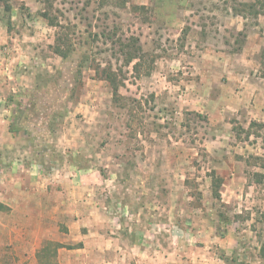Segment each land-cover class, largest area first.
Masks as SVG:
<instances>
[{
	"label": "rangeland",
	"instance_id": "rangeland-1",
	"mask_svg": "<svg viewBox=\"0 0 264 264\" xmlns=\"http://www.w3.org/2000/svg\"><path fill=\"white\" fill-rule=\"evenodd\" d=\"M263 12L264 0H0V264H110L109 247L62 255L84 247L79 232L32 237L34 214L14 210L64 201L97 204L106 226L121 204L160 207L206 239L214 223L236 230L227 251L207 239L228 264H247L251 236L264 256ZM106 228L90 246L107 245Z\"/></svg>",
	"mask_w": 264,
	"mask_h": 264
},
{
	"label": "crops",
	"instance_id": "crops-1",
	"mask_svg": "<svg viewBox=\"0 0 264 264\" xmlns=\"http://www.w3.org/2000/svg\"><path fill=\"white\" fill-rule=\"evenodd\" d=\"M11 170L16 171L15 167ZM3 174L0 172V175ZM17 188L21 191L23 185L16 187V189ZM71 203L70 201H64L57 205L52 204L51 206H47L48 209L42 207L45 210L42 209L39 212L40 214H35L37 211L35 207L30 208L31 206L24 204H17L14 206V210L16 209L26 213V210L28 212L30 209L29 212L34 214L32 217L36 219L38 225L31 224V232L29 234L27 233V235H32V237L37 234L42 238H50L52 234H58L60 229L65 227L64 225L69 227L71 235H76L79 232L78 236L84 241V247L78 249V252L69 253H65L62 249L60 252L62 255H83L88 251V257H90V259H94L95 256L104 258L101 252L106 251L108 249L107 247H109L112 252L111 256H113V261L110 264H182L181 262H185L186 264H228L223 259H219L215 256V253L211 251V248L207 244V239H212L217 247L225 251H227L228 245L237 242L239 239L238 235L234 233L236 230L233 232L232 228H228V231L218 233L219 227L215 225V223L213 224L215 231L214 237L211 236L210 233L206 239L204 229L199 227L198 222L195 224L192 223L194 226H192L190 230L187 228L184 229L181 222L179 223L176 220L166 221L165 216L162 218L163 212L160 211V207L159 212H154L152 215L149 212L143 214V212L137 213L136 211H131L128 205L121 204L119 208L122 214L119 212L116 214L113 213L110 216V225L106 226L103 219H98L99 215L103 216V210H101L97 204L90 208L83 202H78V205L73 203L72 206ZM71 209H78V211L81 212L79 218L75 219L70 216L69 211ZM44 211L46 213H43ZM47 211L50 213H47ZM93 213L96 215L95 219H92L91 215H93ZM0 218V225L6 227L7 225L3 224V218ZM250 221L251 219H248L246 222ZM253 222L252 219L251 223ZM15 226L28 227L29 225L25 226L17 223ZM106 227H109L111 233L114 234L109 238L110 240L107 242V245L106 242L105 245H103L104 243L100 244L96 241L94 246H90L91 236L96 235L95 238L100 237V239H102V237L107 235L108 232ZM84 228H87L86 232L82 230ZM248 230L249 229H246L245 231L248 232ZM250 230V232L253 233L251 228ZM18 233H20V231H18ZM64 234L65 233L59 236H66L64 237V241L69 240L70 235L67 236ZM21 235L24 236L25 232L22 231ZM250 239H248L250 241L248 242L252 243L253 246L251 247L248 243V245L241 249V254L245 263L264 264V256L262 255L259 237L255 236L254 241ZM199 241L207 244L208 247H206V249L199 248L195 245ZM182 253L188 256L191 254V259L189 258V260L186 261L181 260ZM200 255L202 256L201 258H199ZM79 264H81V262H79ZM85 264H91V261L87 260Z\"/></svg>",
	"mask_w": 264,
	"mask_h": 264
},
{
	"label": "trees",
	"instance_id": "trees-1",
	"mask_svg": "<svg viewBox=\"0 0 264 264\" xmlns=\"http://www.w3.org/2000/svg\"><path fill=\"white\" fill-rule=\"evenodd\" d=\"M1 1H4V0H1ZM5 4V7L6 9L9 11L11 10V7L10 5L7 3V2H4ZM257 13H260V12H257ZM262 13V12H261ZM264 13V12H263ZM45 17H47V14L44 15ZM53 24V22H52ZM56 53L62 57H67L68 56V52L64 51V50H61V48H56ZM133 56L130 57V59H132ZM131 61V60H130ZM108 81L110 82L112 88H113V91H114V95L116 97V100L119 98L118 97V84L117 82L115 81L114 78H107ZM20 130V124H18L16 121L12 122V124L9 126V131L14 134L16 133L17 131ZM255 175H258L261 177V179H264V174H255ZM219 197V196H218ZM263 249V248H262Z\"/></svg>",
	"mask_w": 264,
	"mask_h": 264
}]
</instances>
